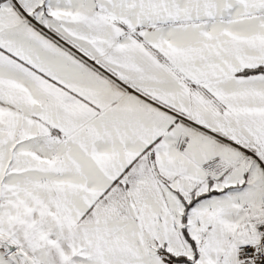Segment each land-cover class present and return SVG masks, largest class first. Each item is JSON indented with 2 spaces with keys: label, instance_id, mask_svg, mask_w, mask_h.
Segmentation results:
<instances>
[{
  "label": "snow or ice",
  "instance_id": "1",
  "mask_svg": "<svg viewBox=\"0 0 264 264\" xmlns=\"http://www.w3.org/2000/svg\"><path fill=\"white\" fill-rule=\"evenodd\" d=\"M0 264H264V0H0Z\"/></svg>",
  "mask_w": 264,
  "mask_h": 264
}]
</instances>
